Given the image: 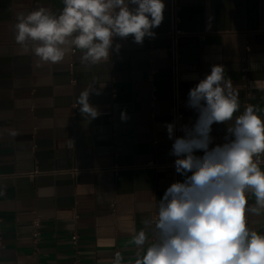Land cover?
<instances>
[{
    "label": "crops",
    "instance_id": "crops-1",
    "mask_svg": "<svg viewBox=\"0 0 264 264\" xmlns=\"http://www.w3.org/2000/svg\"><path fill=\"white\" fill-rule=\"evenodd\" d=\"M177 1L185 32L182 125L197 116L185 106L189 89L213 64L224 65L238 88L240 112L264 108V0ZM164 3L155 38L142 45L117 38L121 48L109 63L85 70L76 55L37 68L34 56L18 53L17 13L58 11L60 0H0V264H112L117 251L133 264L132 235L183 180L171 166L173 141L164 127L172 98L171 3ZM93 82L100 94L90 103L100 114L88 119L76 99ZM226 127L213 124L210 147L224 142ZM248 221L264 231V215Z\"/></svg>",
    "mask_w": 264,
    "mask_h": 264
},
{
    "label": "clouds",
    "instance_id": "clouds-1",
    "mask_svg": "<svg viewBox=\"0 0 264 264\" xmlns=\"http://www.w3.org/2000/svg\"><path fill=\"white\" fill-rule=\"evenodd\" d=\"M60 2L58 11L41 6L17 13L18 53L34 56L37 68L59 64L69 55H76L85 70L107 65L121 48L117 38L131 37L142 45L145 38H155L154 29L164 19V0ZM94 84L76 99L88 119L100 114L90 103L93 92L100 94ZM185 106L197 116L180 126L182 135H176L175 122L164 125L173 141V167L183 180L166 189L156 200L155 217L132 235L133 264H264V231L248 221L264 215V108L250 104L240 112L238 88L222 64H213L189 89ZM126 119L122 112L121 120ZM213 124L227 127L224 142L210 147ZM7 132L18 135L15 129ZM124 262L117 251L112 264Z\"/></svg>",
    "mask_w": 264,
    "mask_h": 264
},
{
    "label": "built area",
    "instance_id": "built-area-1",
    "mask_svg": "<svg viewBox=\"0 0 264 264\" xmlns=\"http://www.w3.org/2000/svg\"><path fill=\"white\" fill-rule=\"evenodd\" d=\"M171 3V28L167 34L169 40V52L171 58V89H172V98H171V108H170V123L175 122L177 125L176 135H182V132L179 130L184 119V112L181 102V53H180V39L185 32H183L180 27V8L177 0H170ZM176 158H174L175 160ZM174 160L171 164L173 167ZM80 170L73 168L71 173L76 176L79 174ZM3 174H0V178ZM36 226H39L38 223H35ZM39 230L36 229L34 232V239L38 241L39 239Z\"/></svg>",
    "mask_w": 264,
    "mask_h": 264
}]
</instances>
